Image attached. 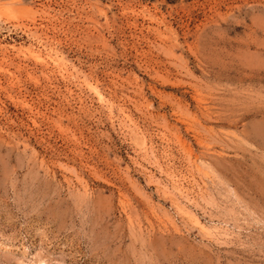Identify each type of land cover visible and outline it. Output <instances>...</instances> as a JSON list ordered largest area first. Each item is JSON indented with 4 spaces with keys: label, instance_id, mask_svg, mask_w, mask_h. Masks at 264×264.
<instances>
[{
    "label": "rangeland",
    "instance_id": "rangeland-1",
    "mask_svg": "<svg viewBox=\"0 0 264 264\" xmlns=\"http://www.w3.org/2000/svg\"><path fill=\"white\" fill-rule=\"evenodd\" d=\"M0 264H264V0H0Z\"/></svg>",
    "mask_w": 264,
    "mask_h": 264
}]
</instances>
